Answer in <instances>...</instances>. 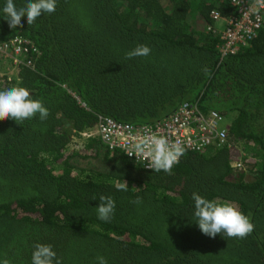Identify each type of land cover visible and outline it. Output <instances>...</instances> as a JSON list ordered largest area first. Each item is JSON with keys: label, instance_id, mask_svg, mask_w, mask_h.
<instances>
[{"label": "trees", "instance_id": "trees-1", "mask_svg": "<svg viewBox=\"0 0 264 264\" xmlns=\"http://www.w3.org/2000/svg\"><path fill=\"white\" fill-rule=\"evenodd\" d=\"M214 12L238 15L231 0H57L16 29L0 14V44L23 38L38 51L0 87L25 86L49 108L43 121L0 119V260L31 264L39 242L61 264H264V27L222 57ZM141 44L150 54L128 58ZM185 104L225 119L227 140L185 151L170 173L97 138L70 151L100 118L154 125ZM193 192L232 202L253 231L203 234ZM100 195L116 202L108 222L97 217Z\"/></svg>", "mask_w": 264, "mask_h": 264}, {"label": "clouds", "instance_id": "clouds-1", "mask_svg": "<svg viewBox=\"0 0 264 264\" xmlns=\"http://www.w3.org/2000/svg\"><path fill=\"white\" fill-rule=\"evenodd\" d=\"M57 0H24L20 6L14 0H4L0 14L8 22L11 29H16L22 25L26 16L27 23L32 25L37 18L54 13L56 11ZM150 48L147 45H137L127 53L128 58L136 56H147ZM39 117L41 121L49 116V108L45 106L42 99L35 98L30 90L25 86L14 85L0 87V119L15 120L21 124L25 120ZM184 154V149L179 144H169L165 138L153 137L151 141H145L135 146V154L129 152L128 155H135L137 158L144 156L148 158V168L154 172L170 173L175 164L179 163L180 157ZM117 190L127 191V183L116 184ZM99 205L96 207L99 220L108 222L112 218L116 208V202L111 196L100 195ZM195 224L201 232L211 238L217 234L224 238L237 237L244 238L253 231L254 225L250 218L245 215L235 204L229 201L209 199L193 192ZM135 203L140 202L138 197ZM31 264H61L53 246L37 242L33 246ZM98 264H107L103 257H97ZM0 264H8L7 260H0Z\"/></svg>", "mask_w": 264, "mask_h": 264}, {"label": "built area", "instance_id": "built-area-1", "mask_svg": "<svg viewBox=\"0 0 264 264\" xmlns=\"http://www.w3.org/2000/svg\"><path fill=\"white\" fill-rule=\"evenodd\" d=\"M232 7L237 9L236 18L222 19L219 14L212 13L216 22L223 21L225 27L221 32L223 44L220 48L222 57L233 56L249 44V40L257 31L264 27V0H231ZM38 51L31 42L23 38L0 44V56L12 59V73L14 80L18 79L20 66L32 68V62L26 61L31 54ZM11 83L14 80L7 78ZM226 120L215 115H203L197 106L185 104L166 120L154 125L132 126L122 124L108 118H100L97 126L82 133L75 142L79 149L89 139L97 138L104 143L111 152L121 151L129 160L141 165L147 171L148 158L144 156H129L135 154V146L153 137L165 138L169 144H179L185 151L205 152L210 147H220L226 144ZM181 158V157H180ZM236 163L234 166L237 167Z\"/></svg>", "mask_w": 264, "mask_h": 264}, {"label": "rangeland", "instance_id": "rangeland-1", "mask_svg": "<svg viewBox=\"0 0 264 264\" xmlns=\"http://www.w3.org/2000/svg\"><path fill=\"white\" fill-rule=\"evenodd\" d=\"M224 27H225V23L223 21L218 22V28L221 30V32L223 31ZM11 65H12V59H10V57H7V56L1 57L0 56V85H2L4 83L2 81L3 78L10 77L14 80L15 74L12 73V68H11L12 66ZM72 150L73 151L79 150V145L73 144L70 151H72Z\"/></svg>", "mask_w": 264, "mask_h": 264}]
</instances>
